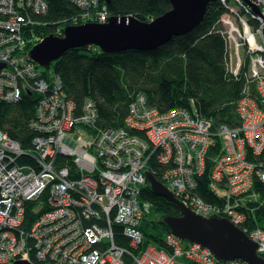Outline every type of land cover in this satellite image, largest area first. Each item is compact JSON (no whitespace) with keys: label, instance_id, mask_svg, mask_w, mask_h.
Segmentation results:
<instances>
[{"label":"built area","instance_id":"built-area-1","mask_svg":"<svg viewBox=\"0 0 264 264\" xmlns=\"http://www.w3.org/2000/svg\"><path fill=\"white\" fill-rule=\"evenodd\" d=\"M70 1L80 12L51 22L45 18L46 0H0V101L15 103L22 93H37L31 126L40 131L33 139L38 168L16 163L20 145L0 131V264L15 259L126 264L125 255L132 264H218L207 247L170 233L165 248L143 244L139 225L150 203L140 193L153 154L160 164L156 178L184 205L204 216L226 217L256 243L257 254L264 258V229L251 226L256 222L253 208L251 213L242 206L258 197L253 180L264 184V0H249L259 12L244 0H220L228 70L236 75L248 52V74L256 82L259 100L242 96L237 101L240 125L214 129L209 119L185 107L160 111L141 93L130 102L120 127L96 126L98 113L90 98L77 111L64 93L62 77L51 69L45 74L47 69L29 55L44 36L62 37L66 25L103 23L109 17L99 0ZM216 140V152L208 155L209 178L225 199L223 205L209 204L194 192ZM57 155L70 158L74 167ZM45 192L49 208L24 227L26 203ZM113 224L121 227L131 251L115 243ZM225 264L249 263L235 258Z\"/></svg>","mask_w":264,"mask_h":264},{"label":"trees","instance_id":"trees-1","mask_svg":"<svg viewBox=\"0 0 264 264\" xmlns=\"http://www.w3.org/2000/svg\"><path fill=\"white\" fill-rule=\"evenodd\" d=\"M48 11L45 16L50 21L75 15L80 9L70 0H46ZM106 5L109 16L133 15L139 20L150 21L170 9L169 0H110ZM224 4L220 0L208 4L202 21L190 31L174 36L168 42L152 50L127 49L120 52L104 53L94 45L71 48L52 63L49 69L58 73L63 80V90L79 111L85 98H90L97 109L96 126L120 127L129 112V104L137 94H143L147 103L160 111L182 106L192 114L209 119L212 128L226 125H240L237 101L244 95L259 100L256 82L248 74V52L240 71L233 75L227 66L228 42L226 26L220 20ZM49 69L45 70V74ZM35 92L22 93L15 103L0 101V129L16 140L22 153L16 163L38 168L33 139L40 134L31 126L35 118L38 101ZM132 134L143 137L144 133L129 129ZM219 142L210 147L205 170L196 177L194 192L205 202L223 205L225 199L211 184L208 155L216 152ZM252 159V156L248 157ZM57 159L73 168L70 158L57 155ZM147 166L157 176L160 164L156 154L150 156ZM252 190L258 197L246 200L242 206L252 212L256 222L251 226L264 229V184L253 180ZM140 197L151 202L139 228L143 233V244L162 249L167 247L165 236L170 233L161 221L163 214H180L179 207L172 201L151 193L145 185ZM47 193L25 206L24 227H29L34 219L49 207ZM251 212V211H250ZM251 212V213H252ZM252 216V214H250ZM117 245L132 247L118 224L112 225ZM136 252V250H132ZM131 255V254H130ZM32 256V255H31ZM127 264H131L125 255ZM223 264V263H218Z\"/></svg>","mask_w":264,"mask_h":264},{"label":"water","instance_id":"water-1","mask_svg":"<svg viewBox=\"0 0 264 264\" xmlns=\"http://www.w3.org/2000/svg\"><path fill=\"white\" fill-rule=\"evenodd\" d=\"M109 3L110 0H103ZM171 7L150 21L135 16H109L103 22H84L67 25L62 37L48 34L29 50L30 57L39 66L47 69L71 48L94 45L101 52L114 53L127 49L152 50L182 35L198 25L210 2L215 0H169ZM255 12L258 8L244 0ZM4 66L0 63V68ZM30 92V91H27ZM148 187L156 196L174 202L180 214H163L161 221L171 234L184 242H198L206 246L217 262L225 264L238 258L249 264H264L257 254L256 243L226 217L218 214L204 216L184 205L165 184L149 170L145 171ZM11 264H33L24 259H15Z\"/></svg>","mask_w":264,"mask_h":264},{"label":"crops","instance_id":"crops-1","mask_svg":"<svg viewBox=\"0 0 264 264\" xmlns=\"http://www.w3.org/2000/svg\"><path fill=\"white\" fill-rule=\"evenodd\" d=\"M51 65H52V64H51ZM51 70H52V69H51ZM85 99H87V98H85ZM84 101H85V100H84ZM83 103H84V102H83ZM82 105H83V104H82ZM146 185H148V184H146ZM142 199H143V198H142ZM146 201L149 202V203H150V206H151V202H150L149 200H147V199H146ZM170 215H172V214H170ZM183 242H184V241H183ZM185 243H191V242H185ZM200 244H201V243H200ZM201 245H202V244H201ZM203 246H204V245H203ZM205 247H206V246H205ZM229 261H230V260H229Z\"/></svg>","mask_w":264,"mask_h":264},{"label":"rangeland","instance_id":"rangeland-1","mask_svg":"<svg viewBox=\"0 0 264 264\" xmlns=\"http://www.w3.org/2000/svg\"><path fill=\"white\" fill-rule=\"evenodd\" d=\"M224 16V12H223V14H221V18ZM65 18V17H64ZM66 18H68L67 16H66ZM238 26H239V28H240V25L238 24ZM36 108V107H35ZM126 260V259H125ZM130 261H131V264H132V259L130 258ZM125 263L127 264V262L125 261Z\"/></svg>","mask_w":264,"mask_h":264},{"label":"bare ground","instance_id":"bare-ground-1","mask_svg":"<svg viewBox=\"0 0 264 264\" xmlns=\"http://www.w3.org/2000/svg\"><path fill=\"white\" fill-rule=\"evenodd\" d=\"M0 131L4 132L2 129H0ZM47 205L48 207L50 206V204L48 203L47 199H46ZM171 234V233H170ZM173 235V234H172ZM198 243V242H197ZM213 255V254H212Z\"/></svg>","mask_w":264,"mask_h":264}]
</instances>
